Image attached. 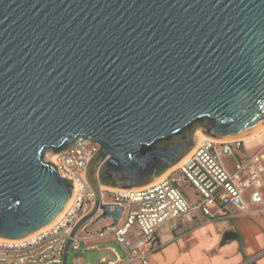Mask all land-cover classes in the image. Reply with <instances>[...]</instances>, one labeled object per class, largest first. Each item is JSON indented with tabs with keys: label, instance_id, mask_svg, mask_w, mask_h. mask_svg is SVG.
I'll list each match as a JSON object with an SVG mask.
<instances>
[{
	"label": "water",
	"instance_id": "1",
	"mask_svg": "<svg viewBox=\"0 0 264 264\" xmlns=\"http://www.w3.org/2000/svg\"><path fill=\"white\" fill-rule=\"evenodd\" d=\"M263 124L264 0H0V238L61 214L74 182L46 152L79 137L101 145L86 167L95 203L63 264L87 223L122 217L102 187L144 188L198 132Z\"/></svg>",
	"mask_w": 264,
	"mask_h": 264
},
{
	"label": "built area",
	"instance_id": "2",
	"mask_svg": "<svg viewBox=\"0 0 264 264\" xmlns=\"http://www.w3.org/2000/svg\"><path fill=\"white\" fill-rule=\"evenodd\" d=\"M245 144L242 139L207 140L165 179L138 192L102 189L103 201L109 194L110 204L124 208L116 226L95 231L101 239L112 238L127 253L125 259L115 254L116 260L109 264H150L158 230L178 219L192 220L199 212L211 219L264 213V148L247 154ZM100 147L98 142L79 137L56 154L51 161L59 175L74 182L72 205L58 224L31 239H0V264H63L72 230L95 203L86 167ZM226 158L235 160L232 170ZM80 241L77 234L70 250H79Z\"/></svg>",
	"mask_w": 264,
	"mask_h": 264
},
{
	"label": "crops",
	"instance_id": "3",
	"mask_svg": "<svg viewBox=\"0 0 264 264\" xmlns=\"http://www.w3.org/2000/svg\"><path fill=\"white\" fill-rule=\"evenodd\" d=\"M259 137L245 142L244 153L253 154L264 148ZM244 153L241 152L239 156ZM225 162L228 168H234L233 158H226ZM104 202L112 203V196L105 195ZM107 220L106 224H102V221L98 224L89 222L84 226L85 230L78 232L80 247L73 250L78 254L75 259L78 264H86L82 257V245L86 250L109 252L114 256L112 259L102 256L101 263L109 264L116 260L115 254L119 256L115 249H99L102 242L114 241L112 238L101 239L95 232L99 227L111 224ZM154 246L150 264H264V213L211 219L199 212L192 220L178 219L159 229ZM131 264L142 263L136 261Z\"/></svg>",
	"mask_w": 264,
	"mask_h": 264
},
{
	"label": "bare ground",
	"instance_id": "4",
	"mask_svg": "<svg viewBox=\"0 0 264 264\" xmlns=\"http://www.w3.org/2000/svg\"><path fill=\"white\" fill-rule=\"evenodd\" d=\"M264 132V124L258 129L256 130L254 133L252 134H249V135H246V136H242V137H239V138H236V139H242V140H245V142L249 143L251 140H253L254 138H257L259 137V135L261 133ZM197 140H198V143L196 144V146L176 165L174 166L173 168H171L170 170H168L167 172H165L159 179H157L155 182H153L152 184H155L163 179H165L172 171L176 170L177 168H179L180 166H182L191 156L192 154L195 152V150L205 141L207 140H217V139H213L211 137H208L206 136L205 134H203L202 132H198L197 134ZM47 155H49L51 157V160L52 161H55L56 160V154H54L53 152H50L48 153ZM150 184V185H152ZM149 186V185H148ZM102 189H106V190H110L112 192H116V191H122V192H128V193H135V192H138L139 190L138 189H135V190H127V189H109V188H106V187H102ZM73 198L74 196H72V198L70 199V201L68 202L67 206L64 208V210L61 212V214L56 218V220H54L50 225L42 228L41 230L27 236L24 238V240L26 239H31L33 237H35L37 234L41 233V232H45L49 229H51L53 226H55L56 224H58L65 216L67 210L70 208V206L72 205V202H73ZM0 239H3V238H0ZM9 240V239H7Z\"/></svg>",
	"mask_w": 264,
	"mask_h": 264
},
{
	"label": "rangeland",
	"instance_id": "5",
	"mask_svg": "<svg viewBox=\"0 0 264 264\" xmlns=\"http://www.w3.org/2000/svg\"><path fill=\"white\" fill-rule=\"evenodd\" d=\"M259 138L262 140V144L264 145V133L261 134ZM257 141H259V140H257ZM257 141H255V142H257ZM255 142H253V143H255ZM50 152L51 151H47L46 152L45 159L48 160V161H51V157L49 155H47ZM107 222H108V220H102V224H106ZM99 249H101V250H104V249H115L121 258H125L126 254H127L121 248V246L115 241H113V242H102L100 244V246H99ZM82 250L84 251V253L82 254V257H83V259H84L86 264H108L107 262L101 263L100 262L101 257L102 256H106L108 259L114 258V256L111 255L109 252L99 253L97 250H91V251L90 250H86L84 245H82ZM77 257H78V254H75L74 251L71 250L70 254H69V258H68V264H78L75 261V259Z\"/></svg>",
	"mask_w": 264,
	"mask_h": 264
}]
</instances>
